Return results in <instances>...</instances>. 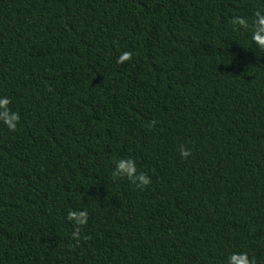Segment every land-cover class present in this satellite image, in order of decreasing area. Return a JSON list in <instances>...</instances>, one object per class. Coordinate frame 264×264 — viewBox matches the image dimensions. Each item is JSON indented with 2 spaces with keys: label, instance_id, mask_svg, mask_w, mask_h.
Masks as SVG:
<instances>
[{
  "label": "trees",
  "instance_id": "16d2710c",
  "mask_svg": "<svg viewBox=\"0 0 264 264\" xmlns=\"http://www.w3.org/2000/svg\"><path fill=\"white\" fill-rule=\"evenodd\" d=\"M256 12L0 0V97L19 115L0 123V264H264V52L230 23ZM121 159L150 183L114 178ZM70 210L87 212L76 238Z\"/></svg>",
  "mask_w": 264,
  "mask_h": 264
},
{
  "label": "clouds",
  "instance_id": "9594fccd",
  "mask_svg": "<svg viewBox=\"0 0 264 264\" xmlns=\"http://www.w3.org/2000/svg\"><path fill=\"white\" fill-rule=\"evenodd\" d=\"M264 21V14L260 12H256L254 14V19L252 24L249 25L248 21L243 17H234L230 23L238 28L248 29L251 27L252 29V42L256 45L257 49L261 52H264V44H261L256 37L264 36V24L261 23ZM129 53H123L120 57L121 60L127 59L129 57ZM10 100L7 97H0V123H2L9 131L15 130L17 126V122L19 120V115L17 112L9 109L8 105ZM190 153L183 148L180 149V156L182 158L189 156ZM113 177H133L135 176V180L138 181L136 187L141 188L150 183V178L145 176L142 173H137L136 166L132 164L130 161L119 160L115 162V167L112 171ZM66 219L75 225L74 231L72 233L73 238H76L80 232V228L85 225L87 221V212L86 211H69ZM231 261H235L236 264H251V262L247 259L245 254L232 255L229 258V264Z\"/></svg>",
  "mask_w": 264,
  "mask_h": 264
}]
</instances>
